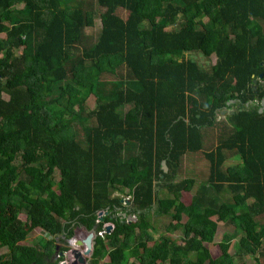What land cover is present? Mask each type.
<instances>
[{"label":"trees","instance_id":"trees-1","mask_svg":"<svg viewBox=\"0 0 264 264\" xmlns=\"http://www.w3.org/2000/svg\"><path fill=\"white\" fill-rule=\"evenodd\" d=\"M263 98L264 0H0V264L108 223L91 264H264Z\"/></svg>","mask_w":264,"mask_h":264},{"label":"rangeland","instance_id":"rangeland-1","mask_svg":"<svg viewBox=\"0 0 264 264\" xmlns=\"http://www.w3.org/2000/svg\"><path fill=\"white\" fill-rule=\"evenodd\" d=\"M120 13L123 15H126V12L124 10H120ZM99 27H100V19L97 18L96 19V24L95 26L92 28V33L93 35H97L98 31H99ZM197 57L205 64L207 65V68H209L210 63L214 62L215 59L211 58V59H206L205 57H202V55H197ZM88 107L91 109H94L96 106V99L94 96H91L88 99ZM236 109V108H235ZM235 111V110H234ZM233 112V111H232ZM224 114V113H223ZM225 115V114H224ZM214 131V130H213ZM83 135V134H82ZM206 142L207 144L204 147V152L210 151V149H212L213 146H215V144L217 143L216 137L214 136L212 131H208L207 133V137H206ZM204 154L202 152L198 153V154H193V153H189L183 160V164H182V173L180 174L179 178L183 179L186 176L188 177H194L197 180V186L194 188V192L197 190L198 186L203 182V180L208 176V166H207V161L203 158ZM186 168V169H185ZM185 170H186V174H185ZM193 196L192 194H186L183 193V197L182 200L186 203V204H190L191 202V198ZM23 217V216H21ZM136 220V219H135ZM172 220H166L165 222L162 220L160 221V224L164 223L167 224L166 222H171ZM232 232V229H230L228 226H226L224 223H220L219 224V228H218V232H217V236L215 239V243L213 244H207L206 246L210 249L212 256L214 258H218L221 255V250H220V243L224 237V235L226 233H230ZM170 235V234H168ZM173 239H175L176 241L180 242L181 238L183 237V232L181 230H177L175 233L170 235ZM46 239H48V237L45 236L44 233H42L41 229H36L27 239V243L29 245L32 244H36L37 242H41V241H47ZM64 240V239H63ZM240 240V237L236 240H234L231 244V253L235 254L236 252V248H237V243ZM66 243H60V247L65 246ZM7 251V249L5 250ZM261 251H264V245L261 249ZM244 259L246 260V262L248 264H254L255 263V258L252 256H247L244 257ZM108 261V260H107ZM261 262H264V257L260 258Z\"/></svg>","mask_w":264,"mask_h":264},{"label":"water","instance_id":"water-1","mask_svg":"<svg viewBox=\"0 0 264 264\" xmlns=\"http://www.w3.org/2000/svg\"><path fill=\"white\" fill-rule=\"evenodd\" d=\"M255 87H257V80L255 79ZM236 110V109H235ZM264 110V98L262 99V107L260 108V113H262ZM226 112H224L225 114ZM232 114L235 113V111L231 112ZM163 169L165 172L168 171V167L166 165V162L164 161L162 163ZM123 218H128L130 221H136L135 217L128 216L127 213L119 214ZM100 219L103 220L104 214L103 212H100L99 214ZM75 233L72 237L67 238L66 235H64V240L67 243L68 247H72L71 251L68 253L70 255L69 262H62V264H91L90 261L92 259V256L94 254V249L96 245V239L98 238V232L97 230H89L85 227H77L75 229ZM112 232V227L108 226L106 228V233L110 234ZM74 238V239H72ZM74 242V243H73ZM72 243L74 246H72ZM59 247L57 248L58 251ZM63 256V253L61 254Z\"/></svg>","mask_w":264,"mask_h":264},{"label":"clouds","instance_id":"clouds-1","mask_svg":"<svg viewBox=\"0 0 264 264\" xmlns=\"http://www.w3.org/2000/svg\"><path fill=\"white\" fill-rule=\"evenodd\" d=\"M79 227V226H78ZM81 227V226H80ZM77 228V227H76ZM75 228V229H76ZM76 231V230H75ZM64 237V236H63ZM64 239V238H63ZM69 239V238H68ZM72 239H74V238H72ZM64 243H66V241L64 240ZM74 243V242H73ZM72 243V246H74V244ZM65 246H67V243L65 244ZM59 247V246H58ZM67 248H68V251L67 252H65L63 255L65 256V259L63 260V261H61L60 262V264H62V262H69V257H70V255L68 254L70 251H71V249H72V247L70 246V247H68L67 246ZM57 257H59V255L57 256Z\"/></svg>","mask_w":264,"mask_h":264},{"label":"built area","instance_id":"built-area-1","mask_svg":"<svg viewBox=\"0 0 264 264\" xmlns=\"http://www.w3.org/2000/svg\"><path fill=\"white\" fill-rule=\"evenodd\" d=\"M99 214H100V213H99ZM103 214H104V216H105V212H103ZM108 226H111V227H112V230L114 229V225L111 224V223H108V224H106V225L104 226V230H103V231L98 232V236H100V237H104V236L107 234V233H106V228H107Z\"/></svg>","mask_w":264,"mask_h":264},{"label":"crops","instance_id":"crops-1","mask_svg":"<svg viewBox=\"0 0 264 264\" xmlns=\"http://www.w3.org/2000/svg\"><path fill=\"white\" fill-rule=\"evenodd\" d=\"M120 213H122V211H119ZM8 251H5V249L4 250H2L1 252H0V254H5V253H7Z\"/></svg>","mask_w":264,"mask_h":264},{"label":"flooded vegetation","instance_id":"flooded-vegetation-1","mask_svg":"<svg viewBox=\"0 0 264 264\" xmlns=\"http://www.w3.org/2000/svg\"><path fill=\"white\" fill-rule=\"evenodd\" d=\"M117 214H122V213H120L119 211H118V213ZM78 227V226H77ZM92 260V259H91ZM90 263H91V261H90Z\"/></svg>","mask_w":264,"mask_h":264}]
</instances>
